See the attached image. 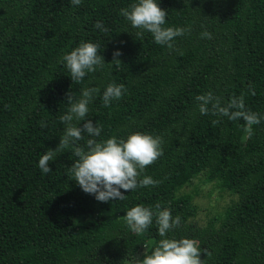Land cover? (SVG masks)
I'll use <instances>...</instances> for the list:
<instances>
[{"label":"trees","instance_id":"trees-1","mask_svg":"<svg viewBox=\"0 0 264 264\" xmlns=\"http://www.w3.org/2000/svg\"><path fill=\"white\" fill-rule=\"evenodd\" d=\"M135 2L0 0V264H48L99 233H113L126 258L151 239L130 262L136 264L163 239L155 215L142 234L128 227L126 212L138 204L179 215L180 226L166 238L196 239L208 253L201 251L203 264H264V0H157L167 12L163 27L190 29L174 38L172 49L147 31L136 36L140 30L120 14ZM97 21L105 31L94 27ZM204 31L212 38L202 37ZM81 42L99 44L105 63L75 82L62 57ZM116 50L119 68L112 61ZM110 83L126 91L106 107L102 96ZM92 87L99 92L85 120L73 123L102 125L97 142L133 132L161 137L163 155L138 177L159 185L97 201L71 179L78 159L71 146L42 174L40 157L64 133L66 94L75 102ZM209 91L221 106L244 96L245 110L262 117L251 137L243 119L200 113L196 97ZM89 138L76 143L87 150ZM199 174L236 195L217 226L190 224L193 204L177 194Z\"/></svg>","mask_w":264,"mask_h":264},{"label":"clouds","instance_id":"clouds-1","mask_svg":"<svg viewBox=\"0 0 264 264\" xmlns=\"http://www.w3.org/2000/svg\"><path fill=\"white\" fill-rule=\"evenodd\" d=\"M82 0H70L72 5H80ZM133 28L139 29L136 36L143 38L144 32L152 34L155 43L167 45L169 49L174 47L172 41L177 36H183L190 29L181 27H163L167 12L161 8L157 0H137L129 8L120 10ZM94 27L105 31L102 22L97 21ZM202 37L211 39V33L204 31ZM100 45L92 42H81L78 47L70 53L65 54L62 60L66 62V67L70 72L72 81L80 82L87 72H95L97 68H102L105 61L101 54H98ZM119 50L114 51L112 61L119 68L121 60ZM126 91L123 84L110 83L103 92L104 106H109L110 102L121 98ZM255 95V90L251 89ZM97 88H85L81 97L73 102V96L69 92L66 99L70 107L66 114L60 117L65 129L60 137V142L55 149L46 151L39 159L38 166L42 174L52 171L49 162L53 161L58 152L65 148L72 147L73 155L78 159L71 165L72 180L88 194L94 195L100 202L112 200H123L125 192H130L139 187L159 185L160 181L154 180L150 176H144L138 180L140 171L153 164L163 155L162 138L143 132H133L126 139H118L113 136L107 140L97 142L95 137H99L102 125L94 124L90 119L86 120L82 127L73 123L74 120L80 122L85 120L89 111L88 104L93 99L94 93H98ZM199 111L202 115L211 113L212 115H222L229 120L243 119L245 122L244 131L248 137L253 134V125L260 123L261 116L255 112L245 110L244 96L232 97L226 106H221L220 98L208 92L198 95ZM211 105V108H209ZM218 123V121H213ZM42 127H46L44 122ZM85 135L92 137L86 140L87 150L78 146L77 141L84 140ZM156 217L158 225V235L160 239L151 254H145L142 260L136 264H203L200 258L201 250L198 242L191 238H166L167 233L180 226V216L172 217L171 212L165 208L160 210V204L156 205L154 213L149 207L136 205L126 212L125 220L128 227L136 234L144 233L151 225L153 216Z\"/></svg>","mask_w":264,"mask_h":264},{"label":"rangeland","instance_id":"rangeland-1","mask_svg":"<svg viewBox=\"0 0 264 264\" xmlns=\"http://www.w3.org/2000/svg\"><path fill=\"white\" fill-rule=\"evenodd\" d=\"M177 194L189 197L195 213L188 222L197 228L209 224L217 226L236 201L234 193L219 187L214 180L206 181L202 174L193 177L186 185L179 188ZM151 242V239L147 240L142 244L139 253L126 258L120 251L113 233H99L96 238L83 243L78 248L60 252L56 259L48 264H130Z\"/></svg>","mask_w":264,"mask_h":264}]
</instances>
